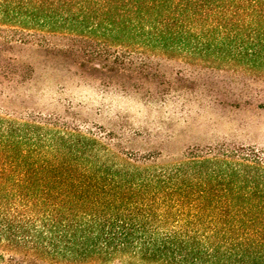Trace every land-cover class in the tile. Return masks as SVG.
Wrapping results in <instances>:
<instances>
[{"label":"trees","instance_id":"obj_1","mask_svg":"<svg viewBox=\"0 0 264 264\" xmlns=\"http://www.w3.org/2000/svg\"><path fill=\"white\" fill-rule=\"evenodd\" d=\"M16 47L91 75L138 50L264 64V0H0V264H264V151L125 150L70 106H10L35 72Z\"/></svg>","mask_w":264,"mask_h":264},{"label":"rangeland","instance_id":"obj_2","mask_svg":"<svg viewBox=\"0 0 264 264\" xmlns=\"http://www.w3.org/2000/svg\"><path fill=\"white\" fill-rule=\"evenodd\" d=\"M10 53L35 67L10 106L58 113L70 106L109 128L125 150L178 156L187 147L222 143L264 151V64L138 50L132 55L147 66L91 75L66 56L27 47Z\"/></svg>","mask_w":264,"mask_h":264}]
</instances>
